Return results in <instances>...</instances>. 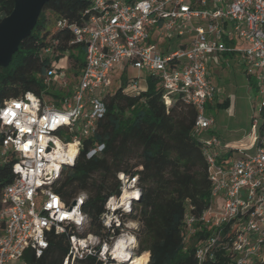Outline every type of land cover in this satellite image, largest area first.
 <instances>
[{
	"label": "built area",
	"instance_id": "built-area-1",
	"mask_svg": "<svg viewBox=\"0 0 264 264\" xmlns=\"http://www.w3.org/2000/svg\"><path fill=\"white\" fill-rule=\"evenodd\" d=\"M88 13L84 25H71V43L86 46L78 80L69 86L67 70L59 65L64 56L69 59L65 53L45 76L48 85L60 82L54 94L27 93L0 106V165H9L11 175L0 185V264H18L29 249L41 256L52 232L68 237L63 264L89 256L101 264L148 263L150 252H139L142 222L134 217L142 197L139 175L119 173L121 192L107 199L100 233L88 230L84 191L66 201L55 189L104 116L118 66L156 76L167 105L180 97L197 110L194 134L202 140L211 203L199 216L188 208L181 235L188 242L205 234L196 249L199 263L222 250L229 264H264V0H92ZM227 53L241 57L262 94L252 131L239 142L209 132L215 119L206 114L207 104L219 96L211 60ZM140 88L129 79L126 90ZM103 148L95 144L88 157Z\"/></svg>",
	"mask_w": 264,
	"mask_h": 264
},
{
	"label": "trees",
	"instance_id": "trees-1",
	"mask_svg": "<svg viewBox=\"0 0 264 264\" xmlns=\"http://www.w3.org/2000/svg\"><path fill=\"white\" fill-rule=\"evenodd\" d=\"M91 6L92 0L45 3L35 27L22 40L10 64L0 67V106L27 93L42 98L54 94L53 88L45 83V76L52 61L65 53H68L73 84L78 80L86 46L71 43L74 39L71 25H84ZM13 8L14 0H0V20ZM60 20H66L67 24L59 26ZM49 46L53 47V53L46 54ZM128 84L129 79H122L119 87L105 96L104 116L99 119L95 133L83 139L75 164L64 167L55 183L56 191L66 201L84 191L87 199L82 209L90 217L88 230L100 233L107 199L121 192L119 173L137 174L142 197L135 205L138 214L134 217L142 222L139 252H150L147 264H229V255L222 250L214 258L199 263L196 249L205 234L199 232L188 242L181 235L188 208L199 216L211 203L212 182L202 140L194 134L196 108L180 97L167 105L164 89L154 75H149L147 87L138 91L126 90ZM222 105L228 106L229 100ZM2 136L0 131V142ZM95 144H104V148L88 157ZM10 180V166L0 165V185ZM68 250L67 235L52 232L44 253L37 256L29 249L23 261L63 264ZM143 255L148 258L147 253ZM77 264L101 262L89 256Z\"/></svg>",
	"mask_w": 264,
	"mask_h": 264
},
{
	"label": "rangeland",
	"instance_id": "rangeland-1",
	"mask_svg": "<svg viewBox=\"0 0 264 264\" xmlns=\"http://www.w3.org/2000/svg\"><path fill=\"white\" fill-rule=\"evenodd\" d=\"M59 65L67 70V82L69 86H72L73 78L69 72L70 63L67 56L61 59ZM220 68L211 69V79L218 88L219 96L214 102L207 104L206 114L215 119L213 129L222 140L239 142L252 131V121L257 119L260 113L262 94L257 88L256 79H250L245 72L246 66L238 60L237 56L229 57V60L225 61ZM147 77L145 72L134 67L130 66L123 70L118 66L113 72L109 91H115L122 79L126 78L130 79V85L136 81L140 86L145 87ZM49 86L57 91L60 82L55 81ZM226 100H229V105H222ZM134 214H138V209H135ZM142 237L143 233L140 230L138 232L139 246ZM18 264H25V262L20 261Z\"/></svg>",
	"mask_w": 264,
	"mask_h": 264
},
{
	"label": "water",
	"instance_id": "water-1",
	"mask_svg": "<svg viewBox=\"0 0 264 264\" xmlns=\"http://www.w3.org/2000/svg\"><path fill=\"white\" fill-rule=\"evenodd\" d=\"M49 0H14L12 12L0 20V67H7L24 38L35 27ZM52 174L49 171L48 176ZM76 204V201H73Z\"/></svg>",
	"mask_w": 264,
	"mask_h": 264
},
{
	"label": "crops",
	"instance_id": "crops-1",
	"mask_svg": "<svg viewBox=\"0 0 264 264\" xmlns=\"http://www.w3.org/2000/svg\"><path fill=\"white\" fill-rule=\"evenodd\" d=\"M237 56V58H238V60L241 62V63H243L242 62V60H241V57L238 55V54H236V53H227V54H225L223 57H217V56H214L213 58H212V60H211V64H210V74H211V69L212 68H218V69H221L220 67H223V64L225 63V61H227V60H229V57H231V56ZM211 77H212V74H211ZM147 86H141V88H146ZM218 98V97H217ZM216 98V99H217ZM225 141V140H224ZM226 142H235V141H226Z\"/></svg>",
	"mask_w": 264,
	"mask_h": 264
},
{
	"label": "bare ground",
	"instance_id": "bare-ground-1",
	"mask_svg": "<svg viewBox=\"0 0 264 264\" xmlns=\"http://www.w3.org/2000/svg\"><path fill=\"white\" fill-rule=\"evenodd\" d=\"M73 151H75V145H72L70 147V153L73 152ZM140 260H142L144 262V261L148 260V258H147L146 255H142V257L140 258Z\"/></svg>",
	"mask_w": 264,
	"mask_h": 264
}]
</instances>
